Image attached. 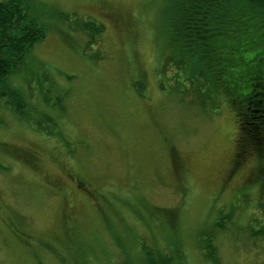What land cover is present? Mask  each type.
<instances>
[{
	"label": "rangeland",
	"instance_id": "1",
	"mask_svg": "<svg viewBox=\"0 0 264 264\" xmlns=\"http://www.w3.org/2000/svg\"><path fill=\"white\" fill-rule=\"evenodd\" d=\"M38 2L46 37L6 85L25 112L0 98V264H264V156L237 161L224 96L172 87L169 0ZM63 14L104 25L94 47Z\"/></svg>",
	"mask_w": 264,
	"mask_h": 264
},
{
	"label": "trees",
	"instance_id": "2",
	"mask_svg": "<svg viewBox=\"0 0 264 264\" xmlns=\"http://www.w3.org/2000/svg\"><path fill=\"white\" fill-rule=\"evenodd\" d=\"M169 13L172 54L162 68L173 70L172 87L181 94L193 91L205 105L212 98V108L224 96L239 122L237 161L246 148L258 158L264 156V0H169ZM67 15L61 22L74 23L72 29L85 33L87 47H94L104 25L91 18L69 20ZM47 29L38 0H0V98L17 113L25 112V103L18 89H7V82L24 66L34 45L44 40ZM92 53L94 61L99 54ZM142 83L134 84L140 95ZM158 86L162 90L165 84L160 81ZM257 233L264 236V229L251 231ZM211 241L200 246L215 262ZM158 262L148 258L146 264Z\"/></svg>",
	"mask_w": 264,
	"mask_h": 264
}]
</instances>
